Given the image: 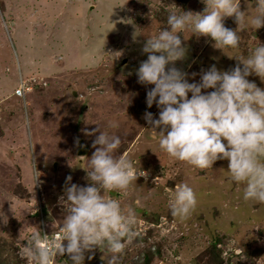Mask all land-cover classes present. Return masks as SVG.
<instances>
[{
    "label": "rangeland",
    "instance_id": "obj_1",
    "mask_svg": "<svg viewBox=\"0 0 264 264\" xmlns=\"http://www.w3.org/2000/svg\"><path fill=\"white\" fill-rule=\"evenodd\" d=\"M204 7L203 0H0V264H33L20 254L31 234L62 232L58 197L66 176L88 182L84 168L90 170L99 130H84L98 125L120 136L114 156L126 154L147 173L127 191L106 193L135 208L138 217L137 235L117 254L119 264H264V204L243 199L244 186L229 181L227 159L201 170L169 156L143 116L146 92L154 86L136 76L147 58L146 35L167 27L170 9ZM240 8L251 16L255 0H240ZM224 23L237 28L234 17ZM135 32L143 33L134 38ZM238 34L240 46L226 48L228 55L246 57L264 43V26ZM178 35L187 52L175 66L197 73L188 76L190 82L212 64L230 70L239 63L213 47L210 37L190 29ZM19 70L35 77L26 79L33 87L23 97L14 93ZM248 79L264 87L258 76ZM147 110L158 116L155 104ZM111 120L119 127L110 128ZM180 183L189 184L198 199L184 220L173 217L168 205ZM89 254L84 264H108L113 255L107 247L94 249L91 259ZM54 259L72 264L67 254Z\"/></svg>",
    "mask_w": 264,
    "mask_h": 264
},
{
    "label": "clouds",
    "instance_id": "obj_2",
    "mask_svg": "<svg viewBox=\"0 0 264 264\" xmlns=\"http://www.w3.org/2000/svg\"><path fill=\"white\" fill-rule=\"evenodd\" d=\"M203 3L205 7L199 12L168 10L167 27L146 35L142 52L147 58L140 62L136 76L138 83L154 86L146 92L143 116L152 139H158L159 147L169 156L201 170L227 159L229 181L244 186L243 199L264 204V87L248 79L256 75L264 82V43L259 41L246 57L225 52L226 48H239L241 29L264 26V0H255L251 16L241 10L240 0ZM226 17H234L236 29L225 26ZM186 29L198 37H210L213 47L239 63L230 70L212 64L201 70L198 81L190 82L188 76L197 73L175 66V61L186 56L187 45L178 35ZM140 33L135 32L134 38ZM153 104L158 116L147 110ZM108 126L118 128L119 122L111 120ZM98 130L92 141L95 151L89 160L90 170L84 168L88 182L80 185L72 182L71 175L65 177L63 194L58 197L64 211L61 235L52 244H42L47 234L33 232L20 250L33 264H53L56 256L65 254L72 264H84L86 252L91 259L94 249L105 247L113 253L108 264H119L117 254H122L137 235L135 208L122 206L106 193L127 191L147 173L136 168L126 154L113 155L121 145L120 136L101 131L99 125L84 132L92 135ZM134 203L139 205L140 200ZM197 204V194L187 183H180L169 195L171 215L180 220L187 219Z\"/></svg>",
    "mask_w": 264,
    "mask_h": 264
},
{
    "label": "built area",
    "instance_id": "obj_3",
    "mask_svg": "<svg viewBox=\"0 0 264 264\" xmlns=\"http://www.w3.org/2000/svg\"><path fill=\"white\" fill-rule=\"evenodd\" d=\"M29 80H30V78H29ZM30 81H35V80L31 79ZM31 87H33V85H29L28 81L20 79L17 88L14 90V93L17 96L23 97L26 94V92H28L31 89ZM34 87H36V86H34ZM44 234H47V236H46L45 240L41 241L42 244H52L61 235V233H59V231H52L49 234L48 233H44ZM58 258H60V256H58Z\"/></svg>",
    "mask_w": 264,
    "mask_h": 264
},
{
    "label": "crops",
    "instance_id": "obj_4",
    "mask_svg": "<svg viewBox=\"0 0 264 264\" xmlns=\"http://www.w3.org/2000/svg\"><path fill=\"white\" fill-rule=\"evenodd\" d=\"M56 60H57V59H56ZM4 70H8V67H4ZM33 74H36V73H33ZM33 74H32V75H33ZM37 75H38L40 78H43V77H42L41 75H39L38 73H37ZM17 77H18L19 81H20V79H21V80L29 79V78H28L29 76H23L22 73L20 72V70H19V72H18V76H17ZM31 78H34L33 80H35V77H31ZM30 80H31V79H30ZM18 83H19V82H18ZM16 86H17V85H16ZM16 86H15V87H16Z\"/></svg>",
    "mask_w": 264,
    "mask_h": 264
},
{
    "label": "water",
    "instance_id": "obj_5",
    "mask_svg": "<svg viewBox=\"0 0 264 264\" xmlns=\"http://www.w3.org/2000/svg\"><path fill=\"white\" fill-rule=\"evenodd\" d=\"M51 217H52L51 215H47L46 216L47 219H51Z\"/></svg>",
    "mask_w": 264,
    "mask_h": 264
}]
</instances>
